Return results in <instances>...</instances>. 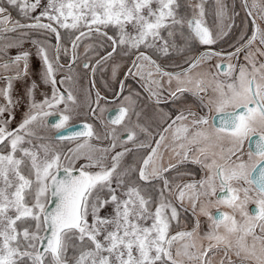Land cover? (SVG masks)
Masks as SVG:
<instances>
[{"label": "snow or ice", "instance_id": "obj_1", "mask_svg": "<svg viewBox=\"0 0 264 264\" xmlns=\"http://www.w3.org/2000/svg\"><path fill=\"white\" fill-rule=\"evenodd\" d=\"M206 3L0 0V264H264V0L227 52L238 14Z\"/></svg>", "mask_w": 264, "mask_h": 264}, {"label": "rangeland", "instance_id": "obj_2", "mask_svg": "<svg viewBox=\"0 0 264 264\" xmlns=\"http://www.w3.org/2000/svg\"><path fill=\"white\" fill-rule=\"evenodd\" d=\"M181 2L183 3L184 0H181ZM225 2L229 5V13H230V11H232V9L234 7L235 13L238 14V15L234 16V23H236L238 28L236 27L235 28V32L232 33L233 37H229V38L224 37V38H226V40L224 42V45H223L224 47L223 48H228L229 46L234 45V43L239 40L241 34L248 33V31H249V34H251V31H250V27H249V18L247 17V15L245 14V12L243 10L242 11H238L237 10L236 6H237L238 3H240L239 0H225ZM205 7H206V22H207V25L209 26L210 29H212L215 32L216 25H217V20H216V17L214 16V14H213V10H214V7H215L214 0H207V3L205 5ZM181 11L183 12L184 9H182ZM12 16H13L14 19L15 18H19L17 16V13L15 12V10H12ZM258 23H261V27H264V22L258 21ZM232 29H233V27H232ZM31 36H32V38H41L40 34L36 33V32H33L31 34ZM65 38H66V40L64 39V43H67V36L66 35H65ZM51 39H52V42L54 43V38H51ZM24 48L25 49H29V50H31L33 52L35 51V49L32 48L30 43H25ZM83 51H84V48L82 46L81 49H80L81 54H83ZM16 52H17V49H11L10 50V55H15ZM63 58H65V57L63 56ZM66 58L68 59V57H66ZM241 62H242V58H241ZM213 63H215V61H213ZM37 64H38V62L36 61L35 56H33L30 59V66H31V70L33 72H35ZM75 70L78 71L79 74H80L79 83L77 85H70V87H73L74 93L77 95V92H78L79 89H83L84 92H85V90L88 89L89 87H88V80H87V78H85V75H84V74H86V72L84 70H82V67H80L79 63H78L77 66H75ZM197 71H199V69ZM100 73L101 72H99L98 75H100ZM103 73H106L108 77L111 75L110 70L107 71V72H103ZM81 78H83L82 81H81ZM57 79H59V76L57 77ZM102 82L104 83L105 81H102ZM14 88H15V91H14L13 94L15 96V95L18 94L20 86L19 85H14ZM195 100H196V97L193 96L190 93L189 94H185V96L182 98V101L184 102V104H189V106H191V105L195 106V103H194ZM144 102L146 103V101H144ZM146 110H147L146 114L150 116L152 114V108L150 107V105H149V108L145 109V111ZM23 111H24V108L21 107L16 112V122H18L21 119ZM16 122H13L12 127L16 126ZM97 126L99 127V125H97ZM93 143H97V142L93 141ZM104 143H107V141H105ZM67 146H69V145H67ZM65 147H66V145H65ZM167 160H168V154L165 153V162H167ZM251 206H253V205H251ZM249 207H250V205H249ZM213 211H215V209H213ZM192 219H193V217H192Z\"/></svg>", "mask_w": 264, "mask_h": 264}, {"label": "flooded vegetation", "instance_id": "obj_3", "mask_svg": "<svg viewBox=\"0 0 264 264\" xmlns=\"http://www.w3.org/2000/svg\"><path fill=\"white\" fill-rule=\"evenodd\" d=\"M237 10L238 11H241L243 8L242 7H240V3H238L237 4ZM183 9V8H182ZM181 9V10H182ZM16 12V11H15ZM17 13V12H16ZM246 14V13H245ZM248 17V16H247ZM249 18V27H250V31H251V29H252V22H251V19H250V17H248ZM238 28V26L236 25V23H234V26H233V29L230 31V33L228 34V35H226V36H224V37H226V38H229V37H233V34L232 33H234L235 32V28ZM247 34H249V31H248V33ZM250 35V34H249ZM222 38V39H219L218 40V42L215 44V45H213V46H211V47H213L214 49H216L217 51H225V52H227V51H232L233 50V48H232V46H229L228 48H223L224 46V42H225V40H226V38ZM65 40H66V38H65ZM54 43H55V40H54ZM237 42H235L234 44H236ZM199 50H203V48H200ZM118 59V58H117ZM68 62V59L65 57V58H63V56H62V58H61V63H67ZM83 70V69H82ZM86 72V71H85ZM98 73L99 72H97L96 73V75H95V77H94V80H95V88L97 89V90H99L100 92H101V94L102 95H104V96H106V97H108L109 99H111L112 98V95H113V91L115 90V88H116V85H115V82H113L111 79H110V76L108 77L107 76V74L106 73H100V75H98ZM85 75V78H87V80H88V87H90V84H89V79H90V77H89V75H88V73L86 72V74H84ZM83 80V78H81V81ZM102 81H105L104 83L102 82ZM127 83L128 84H130V85H132L133 87H137L134 83H133V81L132 80H128L127 81ZM41 89H44V87L42 86V88ZM84 90L83 89H79L78 90V92H77V97H78V100L81 102V103H83L84 102ZM38 94H39V91H38ZM38 94H36V96H37V98H38ZM186 94H189V93H186ZM145 94L142 92V98H143V96H144ZM101 103H103V101H101ZM194 103H195V106L194 105H191L190 107L194 110V111H200V109H199V107H198V105H199V100H198V98L196 97V100L194 101ZM184 102L181 100V101H178L175 105H173V104H167V105H162V107L166 110V111H171L173 114H175V112H176V109L177 108H180V107H182V106H185V105H187V106H189V104H184ZM108 107L109 108H114V105H112V104H109L108 105ZM150 107H151V105H150ZM147 108H149V106L147 107ZM146 108V109H147ZM152 108V107H151ZM146 113H147V110L145 111ZM85 113H86V107H84V108H81V117H80V120L81 121H83V120H87V122H93L92 121V119H91V117L90 116H86L85 115ZM75 122V121H74ZM66 147H67V145H66ZM245 148H247V143L245 144ZM127 160H129V161H131L132 160V157H128L127 158ZM187 168H189V169H191L192 171H194L196 174H197V176H196V178H199V175H200V171H199V168L197 167V166H195V165H191V164H189V165H187ZM172 175H174V173H172ZM254 206H251L250 205V210L253 208ZM185 216L189 219V220H191L192 219V215H191V212L189 211V212H187V213H185Z\"/></svg>", "mask_w": 264, "mask_h": 264}, {"label": "water", "instance_id": "obj_4", "mask_svg": "<svg viewBox=\"0 0 264 264\" xmlns=\"http://www.w3.org/2000/svg\"><path fill=\"white\" fill-rule=\"evenodd\" d=\"M239 2H240V0H239ZM245 13H246V10L245 9H242ZM241 10V11H242ZM232 11H230V13H231ZM238 12V11H237ZM250 19H251V21H252V18L250 17ZM41 91H47V88H44V89H41ZM37 94H38V92H37ZM40 98V91H39V94H38V98L37 99H39ZM74 123H76V121L74 122ZM79 127V124H77V128ZM247 147H248V145H247Z\"/></svg>", "mask_w": 264, "mask_h": 264}]
</instances>
